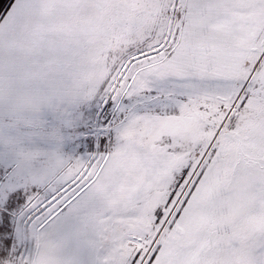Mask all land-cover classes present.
<instances>
[{
  "label": "snow or ice",
  "instance_id": "snow-or-ice-1",
  "mask_svg": "<svg viewBox=\"0 0 264 264\" xmlns=\"http://www.w3.org/2000/svg\"><path fill=\"white\" fill-rule=\"evenodd\" d=\"M0 264H264V0H0Z\"/></svg>",
  "mask_w": 264,
  "mask_h": 264
}]
</instances>
